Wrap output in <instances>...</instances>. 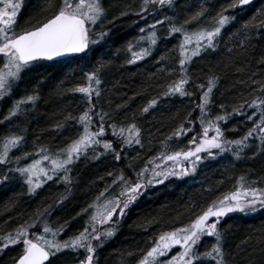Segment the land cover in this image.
<instances>
[{"label": "trees", "instance_id": "trees-1", "mask_svg": "<svg viewBox=\"0 0 264 264\" xmlns=\"http://www.w3.org/2000/svg\"><path fill=\"white\" fill-rule=\"evenodd\" d=\"M101 2L105 8L101 24L92 25L90 42L81 54L33 62L22 70L17 85L0 100V132L3 133L0 151H3L4 137L12 135L16 129V135L21 137L9 149L5 161H0V176L6 177L0 180V235L14 233L18 226H27L29 236L39 234L44 231L43 223L47 222L53 228L67 225L58 239L74 236L97 211L98 201L119 196L124 182H135L137 173L143 169V191L122 215H115V224H109L115 231L107 237L102 233L100 238L93 234L92 239L95 246L92 264H136L161 232L188 223L213 199L234 191L238 177H244L242 186L264 188V140L258 135L259 126L240 147L239 156L234 155L238 145L233 144L231 150L225 148L223 152L213 147L201 153L203 160L195 165L194 171L182 177L171 174L158 183L147 182L148 177L154 175V168L163 171L173 162L163 159V155L182 150L181 142L193 148L199 143L198 137L203 134L198 119L201 117L200 86L207 87L208 77H215V81L203 119L228 113L226 120L217 121L226 139L243 137L259 118L257 114L252 120L247 119V115L256 111L248 104L244 105L246 111L233 112V109L239 108L242 100L250 103L253 95H260L257 84L252 81L264 82V60L260 59L264 56V27L253 26L247 33L242 28L243 21L254 14L264 19V0H253L241 9L236 8L237 0H172L171 5L163 6L150 0L143 12L139 11L143 0ZM45 3L46 0H29L27 7L19 8L16 13H21L24 30L42 22L52 12ZM201 8L203 12L199 17L182 24ZM217 14L231 19L215 37L216 47L205 46L186 62L189 79L184 84V94L162 95L170 83L182 76L178 61L183 33L171 31L170 26L188 31L211 27ZM162 16L165 19L161 20ZM150 31L156 33L154 43L148 38ZM96 33H102L101 37L97 38ZM241 40L245 42L241 44ZM130 42L131 50L128 49ZM135 46L148 49L147 55L132 60ZM191 46L192 42L185 45ZM97 65H101L98 70L100 93L97 97L95 89L92 90L94 107L89 109L92 114L89 127L95 130L103 115L105 131L96 139L110 140L112 147L106 149L102 143L94 142L93 152L65 166L67 173L60 169L51 175L49 169L51 178H45L43 184L29 192L26 179L16 168L17 155L27 153L24 163H29L35 158L32 155L40 154L35 149L55 153L80 135L79 114L88 108L90 101L77 86L88 85L87 72L96 70ZM33 93L35 99L29 102L33 116L29 125L19 127V111L25 109L22 106H30L21 101L16 113L9 116L8 112L14 101ZM157 97V102L144 111V105ZM133 122L140 129L136 134L140 142L136 143L134 136L131 143L125 144L112 124L115 123L117 129L125 126L127 135L126 126ZM181 125L187 131L180 129ZM177 130L181 135H175ZM213 132L212 128L208 129V135ZM208 151L217 154L208 156ZM24 154H19L20 159ZM65 174L69 177L67 181L61 179ZM154 179L159 178L154 176ZM104 189L107 190L100 196ZM218 223L223 229L228 264H264V205L258 203L247 211L232 210ZM104 226L96 224L97 230ZM88 227L91 231L90 224ZM212 242L213 238H204L200 250L203 251L205 245L210 247ZM22 251V241L5 244L0 248V264H14ZM86 254L84 248L60 249L50 255L47 264L77 263Z\"/></svg>", "mask_w": 264, "mask_h": 264}, {"label": "snow or ice", "instance_id": "snow-or-ice-1", "mask_svg": "<svg viewBox=\"0 0 264 264\" xmlns=\"http://www.w3.org/2000/svg\"><path fill=\"white\" fill-rule=\"evenodd\" d=\"M149 3L150 0H143V6L139 11L143 12L145 8L149 7ZM151 3L159 6L171 5L172 0H151ZM237 3L245 4L247 0H237ZM8 5H11V11L5 10ZM19 6L20 0H15V3L12 0H4V7H0V60H2V63H0V97L10 93L12 88L22 78V70L32 64L36 58L52 57L60 53L78 52L85 49L91 39L89 36L91 26L102 19L105 13V8L101 0H59L58 4L56 0H46L45 7L52 8V12L42 22H39L28 30L17 31L14 20ZM228 6L233 7L234 5ZM152 11H155V9H152ZM257 11L259 12V10ZM202 12L203 8L188 16L187 20L183 21L182 24H187L188 21L196 19ZM163 19L165 17L162 16L161 20ZM230 19L231 17L225 14H217L213 26L199 27L194 31H188L183 27L175 25L170 26L171 31L183 33V39L179 47L181 58L178 61L181 65L179 72L182 76L170 83L167 86V91L162 93V95L174 92L184 94V84L189 79L186 72V62L190 61L192 56L198 54L205 46L215 48V37L220 33L221 27ZM153 23H158V21H153ZM253 26L264 27V19H258L256 14H254L249 19L243 21L242 28L246 33L250 32ZM104 31H107V29ZM101 35L102 33H96L97 38H100ZM148 38L150 42L154 43L156 38L155 31H150ZM192 41H195L194 45L185 47L186 44H191ZM244 42V40H241V44ZM128 49H132L131 42L128 44ZM147 51L148 49L146 48H139L138 51L132 53V60H138L141 56L147 55ZM260 59L264 60V56ZM100 67L101 65H97L96 70L87 72L89 79L88 85L77 86L80 92L87 94L90 101L88 108H85L79 114L83 127L81 134L76 139H73L65 148L57 149V154H53L51 157L42 155L18 169L20 173L24 174V178L27 180L29 192H33L36 187L44 183L41 174L43 177L51 178L49 169L41 165V160L50 162L52 167L51 175H55L60 169H64L65 173H67L65 166L69 165L81 152L85 151L94 142L96 144L102 143L106 149L112 147L110 140L96 139L99 133L105 131L102 122L105 119L103 115H100L101 123L97 125L95 130L89 127L92 115L89 109L94 107L91 103L92 90L95 89L97 97L100 93V88L98 87L100 84V77L98 75ZM168 71L171 72L172 69L169 68ZM214 81L215 77H208L207 87L200 86L202 88L199 104L201 117H198V119H200L201 125L203 126V134L198 137L199 143H196L194 148L188 147L187 150H178L163 155V159L172 160L174 163L170 168H165L163 171H157L154 168L152 170L153 174L159 179H154L153 176H149L147 182L158 183L159 180H163L169 174L181 176L186 172L194 171L196 162L203 159L201 155L197 154L194 156V153H199L202 149L208 150L215 147L220 152H223L225 148L231 150V145L235 144L239 147L235 150L234 155L239 156L240 147H243L247 143V137L252 136L258 126V135L261 140H264V82L252 81V83L257 84L260 95H253L250 103L242 100L240 107L233 109V112L246 111L244 105L248 104L249 108H255L256 111L247 115V119L252 120L257 114L259 118L255 120V123L243 137L229 140L224 137L223 129L217 123L219 120H226L229 115L228 113L219 114L214 118H210L207 123L203 119V113L207 111L206 105L209 103V96ZM253 92H256V89H253ZM34 99V93L21 96L19 100L13 102V106L8 112V115L11 116L18 111L21 101H33ZM157 99L158 97L149 100L144 105L143 110L147 111L150 105L157 102ZM126 127L130 130L127 135H125V126L121 125L117 129L115 123L112 124L113 130L123 137L125 144L131 143L134 136L136 137L135 142L139 143V137L136 134L139 133L140 129L136 127L135 122L128 124ZM209 128L214 129L212 135H208ZM180 129L187 131L183 125L180 126ZM175 135H181V131L177 130ZM20 140L21 137L17 135L4 137L3 151H0V161H5L8 157L9 149ZM193 142L190 141L189 143ZM121 147H123V144ZM112 150L114 152L116 151L115 149ZM35 151L41 152L42 149L37 148ZM43 151L46 152L47 149H43ZM216 154L212 151L207 152L208 156H214ZM252 154L255 155V153ZM24 155H27V153ZM96 155H99V152ZM116 155L119 158L118 152ZM181 157H192V159L187 160V167L180 163ZM146 167L147 165H145ZM173 168H179L181 170L173 172ZM143 171L141 169L137 173L138 178L135 182L130 184L128 181L124 182L119 196H113L111 199L104 200L103 206L96 205L97 211L92 213L89 221L86 222L85 228L74 236H69L64 240L57 238L58 234L63 232L67 226L66 224L53 228L47 222H44V231L39 234L34 233L32 238L28 235L27 226H18L14 233L0 235V240L4 241V243H0V248H3L5 244L22 241L23 253L19 256L16 264H42L50 255H54L60 249L84 248L87 253L86 257L81 259L78 264H92L95 249L92 243L93 234L95 237L100 238L102 233L104 237H107L115 231L113 226H109V224L114 225L116 222L112 219L113 214L122 215L129 203L135 200L140 192L143 191V185L145 184ZM122 175L121 173V177ZM121 177H117V179ZM4 179H6L5 176H0V180ZM61 179L67 181L69 177L65 174ZM244 182L243 176L238 177L237 186L234 191L222 194L218 198L213 199L188 223L161 232L156 237L155 242L137 260L136 264H228L225 248L223 247V229L220 228L218 223L221 217L232 210L239 209L247 211L250 207L256 206L258 203L264 205V188L242 186ZM106 190H102L100 196H103V192ZM97 217H99L98 221ZM97 222L105 226L97 230ZM89 224L91 225V231L88 227ZM204 238H213V242L210 247L205 245L203 251H201V243ZM99 242L103 243V239H100ZM173 246H180L179 251L173 250L169 252L170 249H173ZM165 254H168L166 258H164Z\"/></svg>", "mask_w": 264, "mask_h": 264}, {"label": "rangeland", "instance_id": "rangeland-1", "mask_svg": "<svg viewBox=\"0 0 264 264\" xmlns=\"http://www.w3.org/2000/svg\"><path fill=\"white\" fill-rule=\"evenodd\" d=\"M31 1V0H30ZM107 1H111V3H117L118 1H120V0H107ZM12 2L13 3H15V0H12ZM56 3L58 4L59 3V0H56ZM28 4H29V0H20V6H19V8L21 7H23V8H25V7H27L28 6ZM0 7H4V0H0ZM19 8L17 9V11L16 12H18V11H20L19 10ZM6 11H11V5H8L7 6V8L5 9ZM51 10H53L52 8L50 9V11ZM21 13L19 12V13H16V16H15V20H14V24H15V28H16V30L17 31H22V30H24L23 29V26H24V24H22V22L20 21V17H21V15H20ZM101 21H102V19H100V20H98L97 22H96V24L98 23V25L100 26V24H101ZM92 30H94V27H92L91 26V28H90V30H89V36H90V34H91V32H92ZM201 43H203V42H201ZM195 44V41H192V45H194ZM138 46H135L134 48H133V50L135 51L136 49H138L137 48ZM0 63H2V60H0ZM1 98L2 97H0V100H1ZM30 101H26L25 100V103L26 104H28V106H30V107H27V106H22V108H24L25 107V109H22V110H20L19 111V115L17 116L18 118H17V124L19 125V127H20V125H29V121H30V115L32 116L33 115V107H32V105L29 103ZM1 103V102H0ZM204 121L207 123L208 122V120L207 119H204ZM214 130V129H213ZM83 131V127H82V129H81V132ZM128 131H130V130H127V132ZM16 132H17V129H16ZM13 133L12 135H16L17 133ZM1 134V133H0ZM81 134V133H80ZM2 144V142H0V145ZM95 143H93V144H91V145H89L88 146V148L85 150V151H83V152H81L80 154H79V156L78 157H84V156H86L87 154H89V153H91V152H93L94 150L92 149V145H94ZM181 146H182V150H185L186 148H188L187 147V145L185 144V142H181V144H180ZM204 150L202 149L199 153H194V156L195 155H201V153L203 152ZM19 154H24V153H19ZM17 155V157H16V159L18 160V164H17V167L16 168H20V167H22L24 164H27V163H24L25 162V160H26V155H24L23 156V159H20V155ZM53 154H57V152H55V153H49L48 151H41L40 152V154H38V157H40V156H42V155H47V156H49V157H51V155H53ZM37 155V154H36ZM36 155H32L31 157L33 158V157H35L34 159H37L38 157H36ZM236 157H234L233 159H235ZM189 159H192V157H188V158H183V157H181L180 158V163L183 165V166H185V167H187L188 166V164H187V160H189ZM75 160H77V158L75 159ZM201 160H203V159H201ZM201 160H199L198 162H196V164L195 165H197V163H201L200 161ZM30 163V162H29ZM40 163H41V165H43V166H45V167H47L48 169H51L52 170V167H51V164H50V162L49 161H45V160H41L40 161ZM174 163V161L171 163V165ZM70 165V164H69ZM171 165H170V167H171ZM169 167V168H170ZM179 170H181V169H179V168H173L172 169V171L173 172H175V171H179ZM20 173V172H19ZM20 174H22V173H20ZM185 174V173H184ZM184 174L183 175H181V176H179V177H182V176H184ZM23 176H24V174H22ZM169 175H171V174H169ZM173 175V174H172ZM168 176V175H167ZM35 178V177H34ZM41 178L44 180L46 177H43V175L41 174ZM153 178H154V175H153ZM27 181V180H26ZM28 184V183H27ZM40 186V185H39ZM38 186V187H39ZM37 188V187H36ZM99 203H98V205H103V203H104V199L102 198L100 201H98ZM115 215L116 216H119V215H117L116 213H114L113 214V218L112 219H114L115 218ZM99 218V217H98ZM107 223V222H106ZM29 235V234H28ZM30 238H32V235L31 236H29ZM179 248H180V246H178L177 248H176V246H173V249H170L169 250V252H171V251H179ZM167 255L168 254H165V256H164V258H166L167 257Z\"/></svg>", "mask_w": 264, "mask_h": 264}, {"label": "water", "instance_id": "water-1", "mask_svg": "<svg viewBox=\"0 0 264 264\" xmlns=\"http://www.w3.org/2000/svg\"><path fill=\"white\" fill-rule=\"evenodd\" d=\"M253 0H247V3L245 4H239L237 3L236 4V8L237 9H241L243 6H246L248 5L249 3H251ZM84 50V49H83ZM83 50L81 51H78V52H68V53H60L56 56H52V57H39V58H36V60H39V59H42V60H48V61H55V60H59V59H63V58H66V57H69V56H75V55H79ZM18 260V259H17ZM46 262V260L44 262H42V264H44ZM16 264V262H15Z\"/></svg>", "mask_w": 264, "mask_h": 264}, {"label": "bare ground", "instance_id": "bare-ground-1", "mask_svg": "<svg viewBox=\"0 0 264 264\" xmlns=\"http://www.w3.org/2000/svg\"><path fill=\"white\" fill-rule=\"evenodd\" d=\"M137 2H139V1H137ZM33 116V115H32ZM31 115H30V117H32ZM1 134H0V136L3 134L2 132H0ZM0 139H1V137H0ZM130 180V179H129ZM22 253H23V251H22ZM21 253V254H22ZM50 258V257H49ZM49 260V259H48ZM48 260H47V262H48ZM67 264H70V263H67Z\"/></svg>", "mask_w": 264, "mask_h": 264}, {"label": "flooded vegetation", "instance_id": "flooded-vegetation-1", "mask_svg": "<svg viewBox=\"0 0 264 264\" xmlns=\"http://www.w3.org/2000/svg\"><path fill=\"white\" fill-rule=\"evenodd\" d=\"M23 8V7H22Z\"/></svg>", "mask_w": 264, "mask_h": 264}]
</instances>
